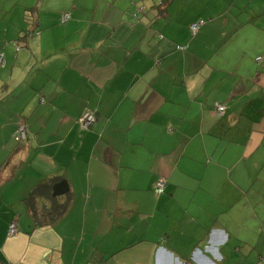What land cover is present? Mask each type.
Masks as SVG:
<instances>
[{"label":"crops","instance_id":"0c3cea01","mask_svg":"<svg viewBox=\"0 0 264 264\" xmlns=\"http://www.w3.org/2000/svg\"><path fill=\"white\" fill-rule=\"evenodd\" d=\"M1 55L0 264L264 252V0H0Z\"/></svg>","mask_w":264,"mask_h":264},{"label":"trees","instance_id":"16d2710c","mask_svg":"<svg viewBox=\"0 0 264 264\" xmlns=\"http://www.w3.org/2000/svg\"><path fill=\"white\" fill-rule=\"evenodd\" d=\"M59 179H54L50 183H45L40 186H38L32 193V195L27 199V204L29 207L30 212L32 213V216L34 218V222H36L38 225L42 224L40 222V214L38 212V209L35 205V199L36 198H43L47 199L50 203V206L46 208V212L49 219L48 224L53 223L59 219H61L64 214L67 212L69 201L66 203H61L59 201V198L52 196L53 191V185L58 181Z\"/></svg>","mask_w":264,"mask_h":264},{"label":"built area","instance_id":"2783aa9c","mask_svg":"<svg viewBox=\"0 0 264 264\" xmlns=\"http://www.w3.org/2000/svg\"><path fill=\"white\" fill-rule=\"evenodd\" d=\"M69 19V15L66 14L63 17V22H66ZM205 24V21H200V22H196L193 23L190 26V30L191 33L193 35H196L197 32L200 30V28ZM0 62H4L3 61V56H0ZM218 113L220 115H223L225 113V106H219L217 107ZM96 121V116L93 112L89 111L84 113L80 119H79V124L82 127V129L87 130L89 128H91L93 126V124ZM15 139L18 142H24L27 139V130L26 127L24 125H21L18 130L16 131V133L14 134ZM165 188H166V181L165 179L161 178L157 181L156 186H155V192L157 194H163L165 192ZM19 231L18 225L16 223H12L9 227V234L10 235H15L17 234Z\"/></svg>","mask_w":264,"mask_h":264},{"label":"rangeland","instance_id":"374dc122","mask_svg":"<svg viewBox=\"0 0 264 264\" xmlns=\"http://www.w3.org/2000/svg\"><path fill=\"white\" fill-rule=\"evenodd\" d=\"M263 176H264V174H263ZM42 203H43L42 200L38 201V204H37L38 207H41ZM262 249L263 248H258V250L255 251V254L254 253L248 254V255H246V259L243 260L245 253H243V248H241V250H242L241 253L238 252L237 253L238 257L236 259H233L229 264H240V263L244 264V262L246 264H250V262L251 263L254 262V264H264V252L262 251ZM239 258H240V260H239ZM237 262H240V263H237Z\"/></svg>","mask_w":264,"mask_h":264},{"label":"water","instance_id":"95a60500","mask_svg":"<svg viewBox=\"0 0 264 264\" xmlns=\"http://www.w3.org/2000/svg\"><path fill=\"white\" fill-rule=\"evenodd\" d=\"M68 191H69L68 184L66 183V181H62L54 186L53 196L54 197L63 196Z\"/></svg>","mask_w":264,"mask_h":264}]
</instances>
